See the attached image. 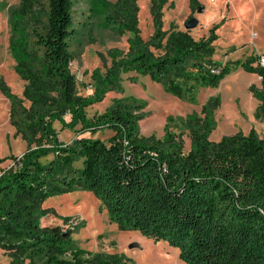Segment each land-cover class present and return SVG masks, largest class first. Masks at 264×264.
<instances>
[{
    "label": "trees",
    "instance_id": "16d2710c",
    "mask_svg": "<svg viewBox=\"0 0 264 264\" xmlns=\"http://www.w3.org/2000/svg\"><path fill=\"white\" fill-rule=\"evenodd\" d=\"M79 2L20 0L11 14L10 50L26 85L21 96L3 80L0 90L10 103L15 137L27 150L0 160H13L0 173V249L9 264H129L117 254L77 247L73 235L79 227L64 228L70 217L62 218L63 226L42 225L43 218L56 215L45 202L76 190L92 192L120 230L177 248L185 264H264V138L251 129L210 141L220 98H210L200 113L169 117L164 139L141 134L147 104L133 97L88 115L110 92L123 93L124 73L133 74L132 83L149 77L195 103L199 88L218 87L238 67L261 75L252 66L256 58L214 61L220 25L198 40L174 25L164 30L167 0H151L155 32L144 41L138 0H119L107 23L132 34L128 52L104 76L96 73L93 94L83 96L72 72ZM189 5L193 12L201 7L199 0ZM38 8L44 19L36 17ZM249 90L259 101L256 119L264 120V81ZM175 121L180 134L170 131ZM57 122L75 133L71 143L60 139ZM106 131L112 134L107 140L96 137Z\"/></svg>",
    "mask_w": 264,
    "mask_h": 264
},
{
    "label": "rangeland",
    "instance_id": "374dc122",
    "mask_svg": "<svg viewBox=\"0 0 264 264\" xmlns=\"http://www.w3.org/2000/svg\"><path fill=\"white\" fill-rule=\"evenodd\" d=\"M119 0H97L91 2L80 0L76 6L75 29L77 37L73 45L76 55L72 63V72L79 84V93L83 96L93 94L96 73L104 76L113 61H118L129 49L128 41L132 37L130 32L120 34L107 23V16L112 12ZM202 12L191 10L189 0H167L164 7V30L171 25L179 30L187 31L185 24L196 18L199 24L189 30L195 39L209 34L215 26L221 27L217 31L218 40L214 43V61L226 64L229 61H246L250 57L257 58L264 53V0H199ZM20 0H0V82L10 87L15 95L21 96L26 83L16 72V61L10 50L12 36L11 14L17 10ZM139 29L144 41H148L155 32L151 16V0H138ZM36 17L45 18L40 8L35 11ZM25 30L22 31L24 38ZM133 74L121 75L123 93L110 92L104 102L88 109L92 117L101 113L112 104L115 99L133 97L146 102L141 121L143 136L165 137V127L169 117L186 118L197 112L212 97H218L221 106L215 118L217 127L210 135V141L218 142L224 136L239 132L249 133L254 129L264 138V120L256 119L259 101L253 97L249 88L251 85L262 86L259 74L238 67L227 75L218 87L199 88L196 102L191 103L179 99L165 91L163 86L153 82L149 77L140 76L137 83H132ZM10 103L0 90V160L22 156L27 150V144L21 137H15V130L9 122ZM60 139L71 143L75 133L62 130V125L55 123ZM170 131L180 134L182 129L179 121H175ZM112 134L108 131L99 133L97 138L107 140ZM185 151L190 150L189 134L183 136ZM13 160L0 163V173L8 168ZM51 208L56 215H49L42 219L43 226L62 225V218L70 217L68 226L78 230L73 235L77 247L91 253L117 254L128 260L129 264H185L179 258L177 248L165 241H154L144 237L134 230L122 231L116 223H112L108 210L102 207L100 201L92 192L76 190L62 195L50 197L44 204ZM11 258L0 249V264H9Z\"/></svg>",
    "mask_w": 264,
    "mask_h": 264
},
{
    "label": "built area",
    "instance_id": "2783aa9c",
    "mask_svg": "<svg viewBox=\"0 0 264 264\" xmlns=\"http://www.w3.org/2000/svg\"><path fill=\"white\" fill-rule=\"evenodd\" d=\"M252 66H253L254 68H256V69L259 68V70L262 72V74L259 75V80H260L261 82H263V81H264V53H263V54H260V55L256 58L255 62L252 64Z\"/></svg>",
    "mask_w": 264,
    "mask_h": 264
},
{
    "label": "water",
    "instance_id": "95a60500",
    "mask_svg": "<svg viewBox=\"0 0 264 264\" xmlns=\"http://www.w3.org/2000/svg\"><path fill=\"white\" fill-rule=\"evenodd\" d=\"M203 8L199 7L198 8V12H202ZM199 24V21L196 18H192L190 19L186 24H185V28L187 29V31L196 28V26Z\"/></svg>",
    "mask_w": 264,
    "mask_h": 264
},
{
    "label": "crops",
    "instance_id": "0c3cea01",
    "mask_svg": "<svg viewBox=\"0 0 264 264\" xmlns=\"http://www.w3.org/2000/svg\"><path fill=\"white\" fill-rule=\"evenodd\" d=\"M244 134H247V133H244Z\"/></svg>",
    "mask_w": 264,
    "mask_h": 264
}]
</instances>
